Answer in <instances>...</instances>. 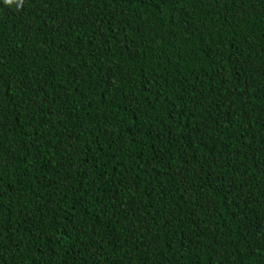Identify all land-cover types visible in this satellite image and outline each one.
I'll return each instance as SVG.
<instances>
[{"label": "trees", "instance_id": "1", "mask_svg": "<svg viewBox=\"0 0 264 264\" xmlns=\"http://www.w3.org/2000/svg\"><path fill=\"white\" fill-rule=\"evenodd\" d=\"M0 264H264V0H0Z\"/></svg>", "mask_w": 264, "mask_h": 264}, {"label": "clouds", "instance_id": "2", "mask_svg": "<svg viewBox=\"0 0 264 264\" xmlns=\"http://www.w3.org/2000/svg\"><path fill=\"white\" fill-rule=\"evenodd\" d=\"M3 2L5 5H11L15 2V0H3ZM21 2H22V0H21Z\"/></svg>", "mask_w": 264, "mask_h": 264}]
</instances>
